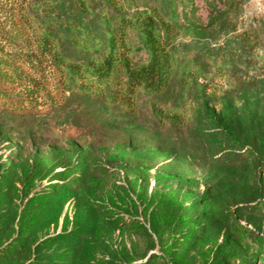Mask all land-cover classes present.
Wrapping results in <instances>:
<instances>
[{
    "label": "rangeland",
    "instance_id": "rangeland-1",
    "mask_svg": "<svg viewBox=\"0 0 264 264\" xmlns=\"http://www.w3.org/2000/svg\"><path fill=\"white\" fill-rule=\"evenodd\" d=\"M110 1L135 13L162 2L178 16L171 81L139 90L135 114L67 88L37 50L44 28L74 24L105 44L112 4L91 0L84 12L73 0H0V59L18 72L0 107V250L26 238L0 264H264V166L244 157L264 149V0H193L188 9L182 0ZM127 40L134 62L146 61L135 28ZM66 46L70 59L91 56ZM153 103L182 111L184 123L159 122ZM34 159L46 177L31 192L56 195L35 200L39 217L21 231L20 181ZM75 231L70 249L63 234ZM165 242L173 253L159 261Z\"/></svg>",
    "mask_w": 264,
    "mask_h": 264
},
{
    "label": "trees",
    "instance_id": "trees-1",
    "mask_svg": "<svg viewBox=\"0 0 264 264\" xmlns=\"http://www.w3.org/2000/svg\"><path fill=\"white\" fill-rule=\"evenodd\" d=\"M73 1L84 12H87L88 5L91 2V0ZM107 1L108 4L113 5L117 16L108 12L104 17L105 44H103V41L96 39L93 32L87 27L74 24L69 25L68 29H60L54 34L47 27L44 28L37 41V50L41 57L46 58L59 71L67 88L80 86L82 94L87 97L117 107L123 112L135 114L137 111L136 94L139 90L159 93L164 91L171 81L174 61L172 44L176 37L178 16L176 12L168 14L162 2L152 4L149 9L135 13L125 10V7L122 4L120 6L117 1ZM125 1L129 4L132 0ZM182 1L183 7L188 9L193 0ZM131 27L138 31L141 47L148 53L146 61L135 63L130 56L127 32ZM66 44L79 51L90 53L91 56L83 63L70 59ZM35 58L36 60L39 59L37 54ZM41 64L42 62H40ZM17 77L18 72L14 71L9 63L0 59V107L7 105L8 89L16 84ZM122 78L121 81H124V83L122 84L120 81L117 83ZM25 80L30 81L29 77ZM151 107L155 117L161 123H165L170 118L184 123L182 111L163 110L156 103H153ZM203 107L207 110L210 120L218 124V118L208 109L206 102ZM223 131V135L233 141L237 148H243L241 135L231 126H226ZM55 153L54 151L51 152L52 155ZM247 153L248 155L244 156L245 158L251 156L256 160L258 166H264V149L250 147ZM51 167L58 166L52 164ZM41 171L39 161L34 159L20 181L24 190L25 202L19 209L16 224L21 231L30 229L32 223L39 217V214L32 211L39 202H35V200L37 201L46 196L53 198L56 195L54 190L51 192L38 191L35 194L31 192L34 182L44 180L46 177L40 174ZM82 175L83 170L78 169L76 180L69 182L71 192L75 193ZM259 208L264 210V202ZM166 221L165 218H161L158 227H164ZM154 226L155 224H153ZM80 233H84V228L81 227ZM77 235L81 234H78V231L63 234V239L69 242L70 249L79 243ZM248 236L254 238L256 235L249 231ZM25 240L26 238H18L17 236L14 239L15 242L7 248H2L0 253H3V255L9 253L8 248L15 250V244L22 247ZM172 253L173 245L165 242L157 259L161 261L163 258L170 257Z\"/></svg>",
    "mask_w": 264,
    "mask_h": 264
}]
</instances>
